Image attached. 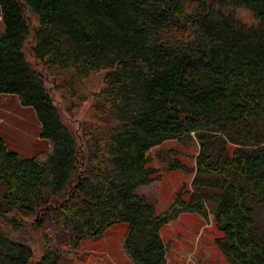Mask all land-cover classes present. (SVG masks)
<instances>
[{
	"label": "trees",
	"instance_id": "1",
	"mask_svg": "<svg viewBox=\"0 0 264 264\" xmlns=\"http://www.w3.org/2000/svg\"><path fill=\"white\" fill-rule=\"evenodd\" d=\"M0 18V95L35 111L50 146L25 159L0 139V264H79L117 224L133 264H167L173 218L137 194L159 179L149 153L166 141L199 145L180 212L212 213L228 264H264V0H0ZM27 52L79 78L106 73L105 118L81 145ZM37 216L35 261L13 233Z\"/></svg>",
	"mask_w": 264,
	"mask_h": 264
},
{
	"label": "rangeland",
	"instance_id": "2",
	"mask_svg": "<svg viewBox=\"0 0 264 264\" xmlns=\"http://www.w3.org/2000/svg\"><path fill=\"white\" fill-rule=\"evenodd\" d=\"M0 22V31L2 30ZM28 61L43 74L47 88L58 107L64 123L76 136L81 145L84 126L101 124L104 116L97 108L102 105L96 96L104 88V72H95L79 78L73 70H49L27 52ZM0 139L7 149L25 159L39 157L49 152V143L42 138L41 124L32 108L22 107L18 98L0 95ZM231 151L235 147H230ZM199 145H182L178 141H166L152 149L149 166L158 170L159 179L147 187L137 190L155 206L157 215L167 213L171 219L161 230V238L168 247L167 264H228L216 245L222 237L217 229L214 216L208 210L207 216L181 213L176 204L177 196L183 192L182 201L190 202L194 191L192 182L196 172V157ZM159 155L161 156L159 158ZM180 160L193 173L168 171L165 162ZM28 231L13 233L28 242L38 261L45 252L41 234L37 227L39 216L28 219ZM127 224H117L108 229L100 240L87 241L83 250L77 253L79 264H133L123 249V238ZM89 256H95L94 259Z\"/></svg>",
	"mask_w": 264,
	"mask_h": 264
},
{
	"label": "crops",
	"instance_id": "3",
	"mask_svg": "<svg viewBox=\"0 0 264 264\" xmlns=\"http://www.w3.org/2000/svg\"><path fill=\"white\" fill-rule=\"evenodd\" d=\"M0 22H1V18H0ZM2 31V30H1Z\"/></svg>",
	"mask_w": 264,
	"mask_h": 264
}]
</instances>
